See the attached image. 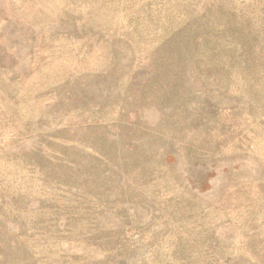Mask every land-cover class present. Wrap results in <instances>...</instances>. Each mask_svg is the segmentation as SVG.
I'll return each mask as SVG.
<instances>
[{"label":"rangeland","instance_id":"374dc122","mask_svg":"<svg viewBox=\"0 0 264 264\" xmlns=\"http://www.w3.org/2000/svg\"><path fill=\"white\" fill-rule=\"evenodd\" d=\"M0 264H264V0H0Z\"/></svg>","mask_w":264,"mask_h":264}]
</instances>
